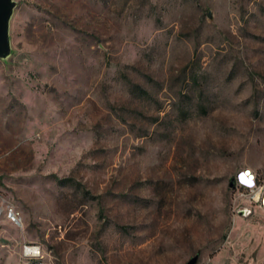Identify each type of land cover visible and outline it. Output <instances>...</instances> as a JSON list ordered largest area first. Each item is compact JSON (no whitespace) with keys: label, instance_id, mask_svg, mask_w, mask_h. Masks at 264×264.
Here are the masks:
<instances>
[{"label":"rangeland","instance_id":"rangeland-1","mask_svg":"<svg viewBox=\"0 0 264 264\" xmlns=\"http://www.w3.org/2000/svg\"><path fill=\"white\" fill-rule=\"evenodd\" d=\"M14 2L0 264H264V0Z\"/></svg>","mask_w":264,"mask_h":264},{"label":"built area","instance_id":"built-area-1","mask_svg":"<svg viewBox=\"0 0 264 264\" xmlns=\"http://www.w3.org/2000/svg\"><path fill=\"white\" fill-rule=\"evenodd\" d=\"M244 168V167H243ZM241 168V169H243ZM240 169V170H241ZM238 170L234 174L235 184L239 187H244L252 190H256L255 201L259 206L264 208V185L259 183L258 175L255 170L254 175H249L247 178H241L238 174ZM237 180L243 182L244 184H240ZM4 205H11V202L6 200L3 196H0V212H4ZM4 220L8 221L15 227L23 226V216L19 209H11V212H5V219H0V225L4 223ZM21 253L24 257L25 254H41V247L37 243L24 242L21 247Z\"/></svg>","mask_w":264,"mask_h":264},{"label":"water","instance_id":"water-1","mask_svg":"<svg viewBox=\"0 0 264 264\" xmlns=\"http://www.w3.org/2000/svg\"><path fill=\"white\" fill-rule=\"evenodd\" d=\"M14 0H0V57H6L10 53L9 18L14 6ZM197 255L192 256L186 264H194Z\"/></svg>","mask_w":264,"mask_h":264},{"label":"bare ground","instance_id":"bare-ground-1","mask_svg":"<svg viewBox=\"0 0 264 264\" xmlns=\"http://www.w3.org/2000/svg\"><path fill=\"white\" fill-rule=\"evenodd\" d=\"M11 209H16L14 206L11 205H4V212H0V219H5V212H11ZM150 217H148V219L146 220V233L148 235H152V234H159L161 229V224H160V217L156 216L153 217V219H149ZM40 254H25L24 257L31 260L34 259L36 257H38Z\"/></svg>","mask_w":264,"mask_h":264},{"label":"clouds","instance_id":"clouds-1","mask_svg":"<svg viewBox=\"0 0 264 264\" xmlns=\"http://www.w3.org/2000/svg\"><path fill=\"white\" fill-rule=\"evenodd\" d=\"M241 178H247L249 175H254V171L253 169L249 168V167H244L243 169H241L239 171V174H238ZM234 182L236 181L235 178H233ZM238 183L240 184H244L243 182L237 180Z\"/></svg>","mask_w":264,"mask_h":264},{"label":"trees","instance_id":"trees-1","mask_svg":"<svg viewBox=\"0 0 264 264\" xmlns=\"http://www.w3.org/2000/svg\"><path fill=\"white\" fill-rule=\"evenodd\" d=\"M61 181L64 182V181H68V180H67V178H63V179H61ZM242 188H244V187H242Z\"/></svg>","mask_w":264,"mask_h":264}]
</instances>
